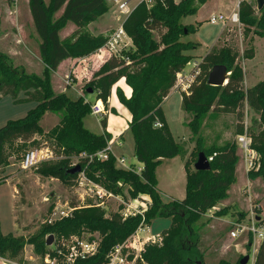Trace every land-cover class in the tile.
<instances>
[{
    "label": "trees",
    "instance_id": "1",
    "mask_svg": "<svg viewBox=\"0 0 264 264\" xmlns=\"http://www.w3.org/2000/svg\"><path fill=\"white\" fill-rule=\"evenodd\" d=\"M206 2L159 0L152 8L141 3L124 23L133 47L121 57L109 58L95 75L103 77L89 83L95 85L92 90L97 91L96 99L104 101L110 97L112 87L123 78L132 89L130 98L119 88L117 95L132 116L129 129L135 140V157L143 165L141 174L117 168L113 155L105 162H90L88 157L79 161L92 180L115 194L122 193V185L129 188L128 192L133 198L147 195L152 201V208L145 214L146 224L150 225L160 217L172 219L170 228L162 232L161 245L151 244L145 248L143 258L148 264H205L204 253L199 249L200 228L196 224L208 210L229 199V189L236 181L237 146L235 142H227L222 147L205 151L208 158L216 154L210 162V171L191 172L189 161L185 163L186 195L183 200L163 203L158 189L156 170L162 161L184 156V149L175 141L162 108L164 100L175 88L177 75L193 59L186 52L196 47L194 43L182 40L197 31L194 26H184L183 19L195 15ZM29 6L40 39V58L45 69L42 77L26 74L14 65L10 56L0 52V99L10 96L14 104L37 103L25 117L10 120L0 128V167L9 164L12 157L9 147L13 144L32 143L36 145L35 148L52 146L49 142L40 145L39 141L33 139L44 135L41 122L48 112H54L61 115V121L47 133L46 138L67 159L61 162V166L43 164L42 174L55 178L62 176L65 180L73 181L77 175L66 174L71 168L70 158L82 154L90 156L107 147L111 140V135L106 131L108 119L104 117L101 120L104 134L98 135L88 130L85 120L91 114V102L85 96L73 99L67 93L56 94L51 85V77L65 60L89 56L106 44L107 37L93 36L86 28L103 17L109 11V6L107 0H30ZM60 11L61 15L55 17ZM239 12L244 34L264 37V9L260 11V17H256L253 6L244 0L240 3ZM68 23H73L77 30L71 37L62 39L60 32ZM155 33L159 34V40L155 38ZM238 56L237 51L230 46L208 53L200 64L201 73L191 88V95H183L182 107L186 113L194 116L189 123L194 136L199 133L204 116L219 106L229 112L237 111V132L243 135V108L248 104L260 116L254 121L256 131L251 132L249 137L252 139V148L261 156L258 174L263 175L264 81L246 90L244 71L236 63ZM254 57L253 48L246 51L247 60ZM216 65H225L228 72H231L229 82L224 87L208 84L209 75ZM21 93L25 94L24 99L19 98ZM156 123L162 127H155ZM52 209L53 206L49 211ZM226 213L227 208L217 214ZM141 224L140 216L123 222L117 215L105 218L103 211L93 208L80 210L72 219L45 226L39 236L28 240L12 234L4 235L0 228V256L22 264L27 245H34L40 254L51 250L46 246L48 240L43 239L47 234L60 237L73 231H99L104 236L101 250L97 257L84 264H105L109 251L131 237ZM257 253L254 264H264V241Z\"/></svg>",
    "mask_w": 264,
    "mask_h": 264
},
{
    "label": "rangeland",
    "instance_id": "2",
    "mask_svg": "<svg viewBox=\"0 0 264 264\" xmlns=\"http://www.w3.org/2000/svg\"><path fill=\"white\" fill-rule=\"evenodd\" d=\"M46 1L48 2L49 0ZM181 1L182 0H175L177 3ZM246 1L253 6L255 16L260 17V11L257 9L256 0ZM12 2L15 6L20 2L19 20L20 26L25 33L23 36L24 42L21 41L16 43L13 40L11 41L10 36H5L6 38L1 42L0 52L7 54V49L11 50L12 48H15L17 50V57L14 59L11 58L14 65L23 69L26 74H39L37 76L42 77L43 72H41L40 66L35 62V59L32 58L33 55L40 56V40L30 35L34 33L32 26L33 23H30L31 17L28 7H22L21 0H17L16 2L14 0H0V33L4 30L8 32H11L12 30L17 32L18 30L15 23L16 19L13 14L9 15L5 11L7 6H12ZM137 2L138 0H134L131 3V6L135 5ZM213 2L214 0H211L206 3L205 6L203 5L204 7L202 6L199 9L200 11H197L196 15L186 18V22L199 24L197 22L205 14L211 13L212 11H218V9L213 8V5L215 4ZM225 2L227 4L229 0H225ZM107 3L109 11L96 22L90 23L87 26L86 29L87 31L90 30V34L91 32L96 35L102 34V36L105 35V37L109 38V36L114 34L124 23V15L118 8L115 0H107ZM61 13L62 11L58 12L55 17H59ZM216 14L220 13L217 12ZM205 18L207 19L203 21L198 31L182 38L184 42L200 41L202 43L196 50L194 49L191 51L193 59L184 70H186V72H191L192 69H194V63H197L200 68V64L203 63L204 58L208 53L216 49H221L222 47L230 46L233 47L239 55L236 63H238L244 71V84L246 88L253 87L259 82L264 81V37L254 36L253 34L246 36L244 34V26L242 23L241 26L230 23L226 24L224 32L220 35L219 32L222 23L220 22L217 25H213L209 21L207 15ZM184 26L189 27L191 25L185 23ZM76 30L77 27L73 23H68L61 30L60 36L62 39H67L71 37ZM154 36L159 40V34L155 33ZM31 38H34V40L32 41ZM214 42H216V44H214ZM212 44H214V46L210 48ZM25 46L29 48L30 51H26ZM131 47H133V43L129 48H126L125 51L123 50L121 54L123 55L124 52L128 51ZM252 48L255 51V57L251 60H247L245 58V53ZM31 51L33 52L32 55H30ZM27 57L31 58L33 61H31L30 65L28 63H26L27 65L25 64V59ZM106 58H108L107 55ZM103 61L106 63L104 58ZM102 67L103 65L93 74L91 79L85 78L82 81H79L78 77L73 72L64 73V76L67 75L63 78H54L52 75V88L54 92L57 93L69 88L73 89L77 87L78 94L81 93L85 97L88 96L91 104H93L97 98V91L89 93V90H92L93 87H95V85H90L89 83L98 81L103 77V75L95 76ZM64 71L68 72L65 68ZM124 79L125 78L118 81L112 87V90L117 86V89H121L127 97L125 89L128 85L126 84V79L124 83ZM67 81L69 82L68 84L66 83ZM78 83H80V86H78ZM112 90L107 101L99 100L104 104L107 116L110 113L117 114V111L111 107L110 100L112 99ZM175 91L176 93L172 95L169 101L165 102L166 100H164L162 108L175 141L184 149V156H179L173 159H164L156 170L160 186L168 193L161 197L162 201L163 203H168L171 200H180L185 197L187 176L185 163L187 161L190 163L189 170L194 172L196 171L194 165L200 152L205 153V151L222 147L227 142H235L238 157L236 181L229 189V199L208 210L196 224V227L200 228L199 231L201 235L199 249L204 253L205 264H241L242 259L246 256L251 257L248 264H254L258 254L255 252L254 238L251 235L244 234L237 239H233L231 237V232L236 228L238 223L245 225L249 224L253 219V215L264 218V169L263 175L258 174L261 164L259 168L255 170H248L244 153L240 150L238 142V138L241 136L251 138L249 137L251 132L253 133L256 131V127L254 128V121L259 119L260 116L248 104H245L243 108L245 131L243 135H239L237 132V127L239 125L237 111L229 112L223 109L222 106H219V108L214 107L204 116L200 131L194 136L189 128V123L192 122L194 116L193 114L186 113L181 108L180 98L181 95L183 97L184 94H181L177 90ZM73 93L74 92L70 93L71 96L68 95L71 98H76V94ZM6 97L0 99V128L5 126L10 120H18L25 117L30 110L37 106L36 102L14 104L12 97ZM25 97L24 93H21L19 96L20 99H24ZM119 116L125 119V115ZM102 118L90 114L85 120L86 127L94 133L100 132L101 122L99 121H101ZM60 121V114L49 112L47 116H44L41 122L44 135L37 136L33 139L36 142L39 141L40 145L46 142L52 143L51 148L55 151L56 157L54 160L39 164L32 169L24 170L22 168V159L28 151L35 149L36 145L20 142L9 147L12 157L9 164L3 166L6 169L0 170V228L4 235L12 234L15 237L28 240L32 237L39 236L45 226H52L63 220L72 219L77 212H80V210L93 208L103 211L105 218L117 215V217L124 222L122 214L125 208L124 201L127 202L130 195L127 186L120 185L122 191L121 194H115L109 190L116 195L117 198L107 201L104 206L99 207V201L96 199L88 197H86L85 200L81 199L75 188L77 178L73 181H69L65 180L62 176L55 178L46 177L42 174L43 164L52 163L53 165L61 166V162L64 159H67V157L58 153L55 149L56 146L54 143L50 141L49 138H46L47 133L56 127ZM115 149V152L119 157H125L126 167H130L134 171H137V169L141 167V163L139 164L135 157V140L131 131L125 133L122 148L116 146ZM255 152L257 151L255 150ZM257 156L261 159V156L258 153ZM79 157L80 156H72L70 158V166L75 163L80 165ZM116 167L122 168L118 161H116ZM148 198L147 195L143 194L140 196V202H145ZM51 206H53V209L50 212L49 210ZM69 207L74 208V210L68 218H64L61 216L62 211L69 212ZM151 208L152 204L148 207L147 212L150 211ZM225 208H227V213L225 215L217 214L220 210ZM171 224L172 219L170 217L157 218L153 220L150 225L145 224V230L139 232V227L131 237L120 243H127V245L132 243L142 250L140 253L133 248H127L125 250L126 254L129 253L130 255L129 258L131 260L129 261V264H148L143 258L145 248L147 245L151 244L161 245L162 232L170 228ZM51 236L54 237V242L51 246H47V240ZM149 237L153 238L150 239L151 241L145 242ZM43 239L44 241H47L46 246L51 249L62 243L65 245H72L77 239L95 240L102 247L104 236L99 231L92 232L82 230L81 232L73 231L69 235H62L60 237L53 234H47ZM250 243L251 245L249 246ZM45 254L46 253H38L34 245H27L24 249V261L22 264H42ZM140 254L143 260L136 258V255ZM0 257L3 259L0 260V264H18L13 263L2 256ZM4 260H6V262Z\"/></svg>",
    "mask_w": 264,
    "mask_h": 264
},
{
    "label": "built area",
    "instance_id": "3",
    "mask_svg": "<svg viewBox=\"0 0 264 264\" xmlns=\"http://www.w3.org/2000/svg\"><path fill=\"white\" fill-rule=\"evenodd\" d=\"M14 1L16 2L17 0ZM133 1L134 0H115L121 13L124 15V23L131 15V13L141 3H146L148 7H153L159 0H138L135 5L131 6V3ZM239 9L240 3L237 5L236 10L230 16H224L222 14L213 15L209 21L213 24L221 22L224 25L230 23L233 25L241 26ZM124 23L114 34L109 36L106 44L98 50L99 54H103L104 56L107 55L108 59L113 56L121 57L122 51H125L126 48H129V46L132 45V40L128 37L124 29ZM200 73L201 69L199 68V65L197 63H194V69H192L191 72H186V70H183L177 75V81L175 85L176 90L181 94L183 93L187 96H190L191 88L195 84ZM66 83L68 84L69 82L67 81ZM91 114L100 118L106 116L107 112L104 104L99 100L91 104ZM155 127L161 128L162 125L160 123H156ZM238 142L240 150L244 153L248 170L251 171L259 168L261 160L257 156V152H255V150L252 148V139L246 136H241L238 138ZM111 155H113L112 146L109 143L105 149L100 150L90 156L82 154L80 155L79 159L88 157L90 162H105L109 160ZM215 156L216 154L212 157H209L208 161L212 162ZM55 158V151L51 147L43 146L40 148H35L28 151L24 155L22 159V168L24 170L32 169L39 164L50 162ZM115 159L116 161H118L122 169L124 168L126 170H132L130 167L125 166L126 159L122 157ZM77 165L78 164L75 163L71 165V168ZM142 169L143 168H138L136 172L138 174H141ZM75 188L82 200H85L86 197L96 199L99 201V207L104 206L107 201L117 198L116 195L106 189L103 185L92 180L88 176L86 169L83 168L81 172L77 174ZM151 204L152 201L150 198L145 200V202H140V197L134 199L129 195L128 201H124L125 208L122 212L123 220L126 221L131 217L140 216L142 217V224L139 228V232L145 230V214ZM69 210L70 213L67 211H62L61 216H63L64 218H68L73 212L74 208L69 207ZM244 234L251 235L254 238V248L255 252H257L259 246L264 241V218L253 215V219L249 224L245 225L242 223H238L236 228L231 232V237L233 239H237ZM151 238L153 237H149V239H147L145 242L151 241ZM127 248H133L139 253L142 251L132 243H130L129 245H127V243L118 244L107 254L105 264H129V261L131 259L129 258V253L126 254L125 252ZM100 250L101 246L95 240L91 241L77 239L74 243H72V245H65L62 243L61 245H57L56 247L52 248L48 253L45 254V257L42 260V264H84L87 261L97 257ZM136 258H140L141 260H143L141 254L136 255ZM0 260L3 259L0 257ZM4 261L6 262V260Z\"/></svg>",
    "mask_w": 264,
    "mask_h": 264
},
{
    "label": "crops",
    "instance_id": "4",
    "mask_svg": "<svg viewBox=\"0 0 264 264\" xmlns=\"http://www.w3.org/2000/svg\"><path fill=\"white\" fill-rule=\"evenodd\" d=\"M29 1L30 0H21V3H22V7H28V10H29V13H30V17H31V21H30V23L32 24L33 23V19H32V15H31V11H30V6H29ZM208 2L209 1H211V0H207ZM242 1H244V0H229V2L226 4V2H225V0H214V2L213 3H215L214 5H213V8H216V9H218V11H212L211 13H208V14H205L197 23H199V24H192V23H187L186 22V18H188V17H191V16H188V17H186V18H184L183 20H185V21H183V24H190L191 26L193 25L194 27H196V29H197V31L199 30V28L201 27V25H202V23H203V21L205 20V19H207V18H205L206 17V15H207V17H209V20H210V18L213 16V15H220V14H222V15H226V16H230L235 10H236V8H237V5L239 4V3H241ZM208 2H206V3H208ZM13 3V2H12ZM20 3V2H19ZM19 3H18V5L17 6H15L14 5V3L12 4V6L10 7V6H7V9L5 10L9 15L10 14H13V16H14V18L16 19V21H15V23H16V25H17V28H18V30H17V32H15L14 30H12L11 32H8V31H3L2 33H0V46H1V42H2V40H4V38H6L5 36H10V39H11V41L13 40L14 42H21V41H23L24 42V30L22 29V27L20 26V20H19V16H20V7H19ZM206 3L204 4V6L206 5ZM212 3V4H213ZM203 6V7H204ZM226 8H228V9H226ZM200 11V10H199ZM198 11V12H199ZM217 12H219L220 14H216ZM196 15V14H195ZM192 16H194V15H192ZM17 17H18V19H17ZM211 24H213V23H211ZM218 24V23H217ZM217 24H213V25H217ZM32 26H33V31H34V35L33 34H30V35H32V36H34L36 39H38V40H40L39 39V37H38V35H37V33H36V31L34 30V23L32 24ZM225 27H226V25H224L223 23L221 24V26H220V35H222V33L224 32V30H225ZM90 31V30H89ZM91 34H92V32H91ZM93 36H100V35H96V34H92ZM102 35V34H101ZM103 36H105V35H103ZM32 39V38H31ZM30 39V40H31ZM34 40V38L32 39V41ZM190 42H192V43H194V44H196L197 46L194 48L195 50L202 44L200 41H190ZM214 44H216V42H214ZM214 44H212L211 46H210V48H212L213 46H214ZM25 49H26V51L27 50H29V48H27L26 46H25ZM193 49V50H194ZM30 51V50H29ZM192 51V50H191ZM191 51H188V52H186V54L187 55H191V56H193L192 55V52ZM32 51H31V54L30 55H32ZM17 50L15 49V48H12L11 50L9 49H7V55L8 56H11V58H16L17 57ZM31 57V56H30ZM32 58H34L35 59V62L36 63H38V65L40 66V68H41V72H43L44 71V69H45V65H44V63L42 62V60H41V58H40V56L39 55H37V56H32ZM103 58H104V60H106V62L108 61V58H106V56H104L103 54H99V52L98 51H96L95 53H92V54H90L89 56H86V57H83V58H76V59H67V60H65L64 62H62L61 63V65L59 66V68H58V70H57V72H55L54 74H53V76H54V78L55 77H57V78H60V77H65L64 76V73H69V72H73V73H75L76 74V76L78 77V79H79V81H82L83 79H85V78H87V79H91L92 78V76H93V74L96 72V71H98V69H100V67L102 66V65H104V63H105V61H103ZM31 61H32V59L31 58H29V57H27L26 59H25V64L26 63H28L29 65H30V63H31ZM33 62V61H32ZM27 65V64H26ZM66 66V67H65ZM64 68H65V70L67 71L68 70V72H65L64 71ZM40 72V73H41ZM36 75H39V74H36ZM244 82H245V80H244ZM81 83V82H80ZM80 83H78V86H80ZM124 83H125V79H124ZM126 86V85H125ZM127 88L125 89V92H126V94H127V98H130L131 96H132V89L130 88V87H128V86H126ZM244 87H245V89L247 90V89H250V88H252V87H248V88H246V86H245V84H244ZM254 87V86H253ZM77 87H75V88H73V89H71V88H69V89H66V90H64V91H62V92H57L56 94H60V93H67V94H69L70 95V93H72V92H74L75 94H76V98H78V97H81V96H83L81 93L80 94H78V90L76 89ZM117 86L112 90V99L110 100L111 101V107L113 108V109H115L116 111H117V114H112V113H110V114H108V116L106 115V117H107V119H108V126H107V132L110 134V135H112V140L109 142L110 144H111V146H112V154L114 155V157L115 158H121V157H119V155H117L116 154V149H115V147L116 146H119V148H122V144H123V142H124V135H125V133H128L129 131H130V129H129V123L131 122V119H132V116H131V114H130V112L128 111V109L126 108V107H124L121 103H120V101L118 100V98H117V95H116V93H117ZM176 89L174 88L173 90H172V92L170 93V95H169V97L166 99V101L165 102H167V101H169L170 99H171V97H172V95L174 94V93H176V91H175ZM73 93V94H74ZM71 96V95H70ZM7 98V97H6ZM9 98H11V97H9ZM76 98H73V99H76ZM86 99L88 100V101H90L89 100V97L87 96L86 97ZM11 101H12V99H11ZM95 101H96V99H95ZM180 101H181V108L183 109V107H182V104H183V97H182V95H181V98H180ZM13 102V101H12ZM91 102V101H90ZM49 113V112H48ZM47 113V114H48ZM47 114H46V116H47ZM119 115H125V119L123 118V117H121V116H119ZM103 119V118H102ZM168 121V120H167ZM99 122H101V121H99ZM85 126H86V124H85ZM100 132H97V133H95V134H98V135H101V134H104V132H105V130L103 129V127H102V125H101V123H100ZM87 128V127H86ZM88 129V128H87ZM89 130V129H88ZM126 130V131H125ZM91 131V130H90ZM125 131V132H124ZM92 132V131H91ZM94 133V132H93ZM122 158H124L125 159V157L124 156H122ZM139 164H140V162H139ZM139 168H143V165L141 164V167H139ZM3 169H6V168H4V167H0V170H3ZM158 179V178H157ZM158 189H159V191H160V194H161V197H163L165 194H168L166 191H165V189L163 188V187H161L160 186V184H159V179H158ZM170 195V194H169ZM172 196V195H171ZM185 198V197H184ZM184 198H182V199H180V200H183ZM258 252V251H257Z\"/></svg>",
    "mask_w": 264,
    "mask_h": 264
},
{
    "label": "water",
    "instance_id": "5",
    "mask_svg": "<svg viewBox=\"0 0 264 264\" xmlns=\"http://www.w3.org/2000/svg\"><path fill=\"white\" fill-rule=\"evenodd\" d=\"M258 11H262L264 9V0H256ZM231 73L228 72V68L225 65H216L208 78V84L214 87H224L229 82V77ZM93 90H89V93H93ZM196 171H210L211 164L208 161V157L204 152H200L198 155V159L194 165ZM82 167L77 165L75 167L70 168L66 171L67 175H77L81 172ZM54 242V237H50L47 242V246H51ZM251 260L250 256H246L242 259L241 264H248ZM198 264H202L198 262Z\"/></svg>",
    "mask_w": 264,
    "mask_h": 264
}]
</instances>
